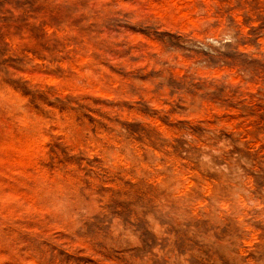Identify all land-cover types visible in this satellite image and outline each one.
I'll list each match as a JSON object with an SVG mask.
<instances>
[{"label": "rangeland", "instance_id": "obj_1", "mask_svg": "<svg viewBox=\"0 0 264 264\" xmlns=\"http://www.w3.org/2000/svg\"><path fill=\"white\" fill-rule=\"evenodd\" d=\"M0 264H264V0H0Z\"/></svg>", "mask_w": 264, "mask_h": 264}]
</instances>
